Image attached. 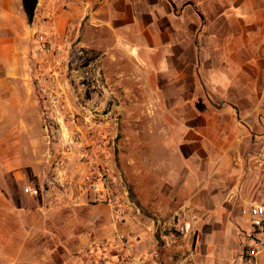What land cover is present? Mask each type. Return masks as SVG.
Returning <instances> with one entry per match:
<instances>
[{
    "label": "crops",
    "instance_id": "1",
    "mask_svg": "<svg viewBox=\"0 0 264 264\" xmlns=\"http://www.w3.org/2000/svg\"><path fill=\"white\" fill-rule=\"evenodd\" d=\"M41 32L68 52L95 54L101 100L152 117L148 147L163 156L151 162L169 185L158 211L162 220L189 214L185 239L153 234L143 215L117 225L98 194L69 187L59 169L48 178L41 138L32 140L40 128L26 123L39 112L32 61ZM1 174L0 264H81L97 242L111 243L116 264L118 235L136 246L131 264H179L188 252L193 264H247L258 240L255 264H264V220L254 227L246 213L253 200L264 206V0H37L31 24L22 0H0ZM16 230L24 240L9 235Z\"/></svg>",
    "mask_w": 264,
    "mask_h": 264
},
{
    "label": "rangeland",
    "instance_id": "2",
    "mask_svg": "<svg viewBox=\"0 0 264 264\" xmlns=\"http://www.w3.org/2000/svg\"><path fill=\"white\" fill-rule=\"evenodd\" d=\"M66 57L64 54L54 75L59 80L69 78L70 89L67 97L57 100L53 105L37 93L36 105L39 112L34 117L26 118L31 129L40 128L37 129L40 133L37 132L32 140L41 138L39 158L44 160V172L48 178L54 177L57 172L54 162L58 160L59 171L63 177H69L67 184L71 187L80 179L79 175L83 171V164H87L86 160L87 165L92 168L107 158L110 162L108 167L121 186L120 191L125 190L129 198L140 207L142 218H154L159 215L158 208L168 203L166 195L169 185L164 181V166L151 162L155 155L163 156V150L155 151L148 147V126L152 117H133L130 115L131 111L124 114L116 109L123 104L124 108L134 106L130 102L101 100L100 84L95 82L97 79L101 83V72L96 74L97 64L93 62L96 59L95 54L83 51V55H79L76 48L69 53L68 61ZM32 62L35 64L34 60ZM54 89L58 92L56 87ZM140 107L147 110L154 106L151 101H142ZM44 111L48 114L44 115ZM44 118L49 120L48 138L42 130ZM15 120L19 123L22 118L17 117ZM70 138H77L72 145H69ZM67 150L69 154H63ZM81 150H85L84 158L81 157ZM49 154H52L51 158L48 157ZM75 165L78 167H74ZM71 170L77 172L69 175ZM7 178L4 174L0 175L2 185L7 184ZM45 183L49 184L47 181ZM54 185L62 188L59 183ZM252 202L257 203L254 200ZM10 234L13 240L25 239L18 230L10 231ZM95 248L87 247V250L92 251Z\"/></svg>",
    "mask_w": 264,
    "mask_h": 264
},
{
    "label": "built area",
    "instance_id": "3",
    "mask_svg": "<svg viewBox=\"0 0 264 264\" xmlns=\"http://www.w3.org/2000/svg\"><path fill=\"white\" fill-rule=\"evenodd\" d=\"M35 64L34 70L37 75V88L39 94L52 102L67 97V91L70 89V80L68 77H64L59 80L54 74L57 66L60 65L64 54L67 55L66 60L69 58V53L66 51L62 44H59V38L49 33H35ZM78 54L83 55V48H77ZM68 61V60H67ZM50 73V74H46ZM52 73V75H51ZM99 73L96 72V74ZM95 82L99 84L96 79ZM56 87L57 90L54 89ZM47 115V111L43 112ZM48 118L43 119V130L47 135L49 133ZM77 138H70L69 145H72ZM70 150V147H68ZM81 157L86 156L85 150L80 151ZM52 154L48 157L51 158ZM55 160V158H54ZM88 164V160H86ZM110 162L107 158L97 163V166L90 168L85 175L75 182V187L80 193H96L101 197V201L109 208L112 220L117 225H122L127 219L133 216H141V210L138 205L133 202L128 193L120 191L121 186L117 182V178L112 174L108 164ZM56 169H59L60 162L56 160L54 162ZM51 184V183H50ZM24 192L31 194L36 191L29 187L24 188ZM63 202L57 200L53 202L48 199L45 201L46 207H54L61 205ZM247 216L251 220L254 227H262L261 222L264 220V206L258 203L251 204L247 209ZM190 221L189 214L185 212H176L171 214L167 220H162L161 215H157L151 219V231L153 234L158 232H165L166 240L185 239L189 233L188 223ZM118 244L115 254L116 264H131L132 262L138 263L140 259L136 257V246L131 243L123 235H118L115 240ZM114 243V242H113ZM111 243L97 242L95 250L84 249L81 259V264H112L109 260L106 251H108ZM169 242L165 243L163 247H168ZM263 245V240L254 241L245 250V261L247 264H255V259L259 253L260 247ZM154 258V257H153ZM152 264H159L158 261L153 259ZM179 264H193L191 253L188 252L183 260Z\"/></svg>",
    "mask_w": 264,
    "mask_h": 264
},
{
    "label": "trees",
    "instance_id": "4",
    "mask_svg": "<svg viewBox=\"0 0 264 264\" xmlns=\"http://www.w3.org/2000/svg\"><path fill=\"white\" fill-rule=\"evenodd\" d=\"M36 4L37 0H22V9L29 24L33 21Z\"/></svg>",
    "mask_w": 264,
    "mask_h": 264
}]
</instances>
